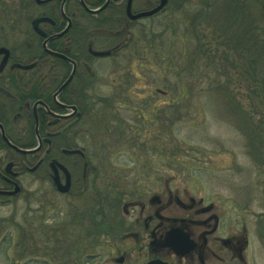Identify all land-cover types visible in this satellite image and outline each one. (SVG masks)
I'll return each instance as SVG.
<instances>
[{
  "label": "flooded vegetation",
  "instance_id": "flooded-vegetation-1",
  "mask_svg": "<svg viewBox=\"0 0 264 264\" xmlns=\"http://www.w3.org/2000/svg\"><path fill=\"white\" fill-rule=\"evenodd\" d=\"M226 1L241 10L254 8L251 2L257 1L259 9H264V0ZM214 3L20 0L14 18L2 20L16 34L11 44L0 43V208L15 204L16 211L9 221L0 220V227L15 219L19 246L28 234L38 233L47 236L52 259L55 249L79 246L86 264H257L252 256L264 251V231L257 222L253 238L247 223L245 188L247 182L252 190L258 187L257 180L228 179L225 194L210 184L209 193L195 195L170 185L174 180L160 175L133 179L129 189L127 180L113 175L104 183L102 178L103 128L101 118L93 113L104 112L116 124V138H122L129 135V127L119 116L130 109L119 98L125 91L122 84L111 83V99L92 95L94 87L105 85L102 77L98 81L95 63L104 61L99 66L102 73L108 66H116L119 58L136 54L143 59L148 50L159 59V67H165V57L156 53L162 54L163 33H157L154 25L165 21L167 11L176 13L193 6L197 8L192 19L177 21L178 26L189 27V34L193 32L195 41H190L189 48L193 68L188 66L189 56L182 57L176 73L193 71L197 59L204 57L197 53L194 31L213 26L211 19L198 16L213 9ZM213 60L207 65H213ZM150 102L146 103L154 115L162 114L167 105L162 102L154 110L155 104ZM236 134L239 148L249 160L239 162L234 156L225 169L233 166L245 173V167L255 163L263 166L262 158L254 159L261 139L253 133ZM103 184L107 185L104 191ZM120 187L126 189L119 191ZM54 208L56 212L45 215ZM71 232L84 237L69 243ZM93 245L100 252L85 253Z\"/></svg>",
  "mask_w": 264,
  "mask_h": 264
},
{
  "label": "rangeland",
  "instance_id": "rangeland-1",
  "mask_svg": "<svg viewBox=\"0 0 264 264\" xmlns=\"http://www.w3.org/2000/svg\"><path fill=\"white\" fill-rule=\"evenodd\" d=\"M220 1L223 0H218V2ZM19 3L20 0H5L7 15L4 14L3 7L0 8V27L3 26L4 29L0 33V43L3 40L12 43L11 37L16 34V31L4 26L2 19L14 18V14L11 12L16 9V5ZM196 8L187 6L176 13L167 11L165 21L160 20L155 23L156 32H162V39L165 41L163 50H161L162 54L156 52L165 57V67L163 65L159 67V59L153 57V52L149 53L148 50L145 51V58L142 59L136 54L128 59L121 57L117 60L116 66L110 65L102 73L99 66L104 61L97 60L95 63V69L99 73L98 81L100 82L102 77L103 82L101 83L105 82V85L99 84L96 88L94 87L91 91L92 95L111 99L113 96L111 83L122 84L125 91L119 98L124 99L126 107L130 109L121 113L122 117L119 116L122 118L120 120L129 127L126 130L129 135L122 138H116V124L110 121L104 112L103 114L93 113L95 118H101L100 126L102 125L103 128L104 149L99 156L103 165V182H108L114 175L120 180H127L128 187L126 188L129 189L133 187L129 183L133 179H150L160 175L167 180L173 179L174 181L170 185L185 189L191 194L206 195L211 186H214L216 191L225 194L229 188L226 183L228 179L257 180L259 186L253 190L249 182L245 187L247 191V223L251 227L254 238L257 222L260 224L261 230L264 231V165L260 167L255 163L252 168L247 165L245 173L239 169L235 171L232 169L233 166H230L228 170L225 168L229 164L230 158L234 156L239 159V162L249 160L248 155L244 154L241 147L239 148L236 131L244 132L248 136H251L249 133H253V135L256 134L258 140L261 139L262 145L260 144L259 150H256L254 159L260 157L262 161L264 160V131L259 128V124L264 126V100L258 97L249 98V95L253 93L252 81L245 82L246 78L243 80L241 79L242 75L239 74V76L235 73L237 70L231 67L226 69L225 65L218 60L213 61L214 65H207L205 58L201 56L197 59L196 68L192 69L193 71L186 70L179 72V75L176 74V65L182 57L186 59L189 56L188 66L193 68L190 57L191 49L189 48L190 41L195 40L192 34H189V27L178 26L177 21L181 20L180 18L192 19ZM235 10L237 13L241 11V9H235L230 5L225 7L218 5L210 10V14L212 18L221 19L220 23L229 25L236 34L239 30L240 34L243 30L240 21L243 19L241 20L238 14H232ZM248 11L251 13L252 19L256 20L257 25L262 23L258 11ZM224 18H228V23L224 21ZM10 25L13 27L11 23ZM2 34L4 38H1ZM261 38V34L258 33L255 39L260 40ZM15 39L13 38V40ZM182 47H185L184 52H181ZM214 47L216 48V46ZM237 52L239 55L243 51L239 48ZM233 54L230 51L229 57ZM254 54L257 58V53ZM263 63L261 58L256 59L254 63L257 76L261 79L264 76ZM179 79H182V82ZM155 88L166 92L164 94L156 93ZM147 101H152L150 104H155L152 106L154 110L159 109L162 102L167 105L163 108L162 114L157 112L154 115L151 113V107L146 103ZM238 106H241L240 109ZM158 116H160V120H158ZM117 134H119L118 128ZM91 146L93 145L91 144ZM89 152L94 154L91 149ZM92 157L94 156L92 155ZM92 161H95L94 158ZM147 165L150 168L149 176L146 175L145 170L148 168ZM102 188L104 191L107 185L103 184ZM126 188L120 187L119 191ZM15 211V204L0 208V220L8 219L9 221L13 215L15 216ZM56 211L57 208L46 210L45 215ZM260 215L262 216L259 217ZM8 221L3 229L0 227V243L4 238L10 241L9 246H0L3 248L0 250V264H56L58 260L62 264H86L82 260L84 253L80 255L81 248H77V246H70L71 251H55L56 255L52 259L50 246H47L46 243L47 236L38 233L28 234L26 239L23 238V244L19 246L16 221L14 219L11 224ZM73 234L74 232H71L69 243L79 242V239L82 240L84 237L78 233H76L77 235ZM88 237L91 238V235ZM106 240L108 239L104 241ZM95 246H87L85 253L95 255L100 252V248ZM46 247L49 252L44 251ZM252 257L257 264H264V251H259Z\"/></svg>",
  "mask_w": 264,
  "mask_h": 264
},
{
  "label": "trees",
  "instance_id": "trees-1",
  "mask_svg": "<svg viewBox=\"0 0 264 264\" xmlns=\"http://www.w3.org/2000/svg\"><path fill=\"white\" fill-rule=\"evenodd\" d=\"M4 1L5 0H0V3H1L0 8L3 7L2 9L4 11V14H6L7 12L5 11ZM215 2L216 4L214 5V8L218 7V5L223 6V7L229 5L227 4L226 0H223L220 2H218V0L217 1L215 0ZM256 3L257 1L251 2V5L254 8L246 9V10L242 9L238 13H237V10H235V12H232V14L233 13L236 15L238 14L241 20L243 19L242 21H240L243 27V30L241 31L240 34H239V30H238V34H236L229 25L225 23H220L222 22L221 19L212 18L210 14L211 12L209 10L207 12L204 11V14L202 15L203 17H201L200 15L198 17L201 19H211L213 21L212 23L213 26L211 27L200 26L198 27V30L194 31V35L195 36L197 35L196 36L197 38L196 48H197L198 54H201L202 52V54L204 55V58L209 60L211 57L208 54L211 53L212 56L214 57L213 59L218 60L220 63L224 64L226 69L228 67H231L232 69L237 70L235 73L238 75L239 74L242 75L241 79L243 80L246 78L245 82L252 81L253 93L249 95V98L258 97L261 100H264V76H263V79L258 78L257 70H256V67L254 66L256 59L261 58L262 62H264V9H259ZM248 10L258 11L259 17L261 18L262 23L257 25L256 20L254 21L252 19L251 13ZM224 19H225L224 21L227 22L228 18H224ZM258 33H260L262 36L260 40L255 39L257 38ZM191 34L193 35V32H191ZM242 36H244L245 38ZM214 46H216V48ZM222 47L223 49H221ZM239 48L243 51L242 53H245V54L241 53L238 55L237 50ZM230 51L233 52L234 54L229 57ZM253 51L254 53L255 52L257 53L258 55L257 58L255 54L253 53ZM176 74L179 75V73H176ZM179 80L180 82H182V79H179ZM180 86L181 85H179V87ZM259 125H260L259 126L260 130L264 131V126H261V124ZM104 212H105V209H104ZM9 245H10V241L7 238H4L3 242L0 243V246H9ZM78 247L79 246H77V248ZM57 250L63 251V249H55V251ZM44 251L49 252L47 247ZM69 251H71L70 248H69ZM81 252L82 253L80 255L83 254L82 250ZM82 260L84 262L85 258H83ZM56 264H62V263H59V260H58Z\"/></svg>",
  "mask_w": 264,
  "mask_h": 264
},
{
  "label": "water",
  "instance_id": "water-1",
  "mask_svg": "<svg viewBox=\"0 0 264 264\" xmlns=\"http://www.w3.org/2000/svg\"><path fill=\"white\" fill-rule=\"evenodd\" d=\"M145 13L148 14V13H150V12H144V13H142V14H145ZM142 14H141V15H142ZM0 51H1V50H0ZM94 54H95V55H102L103 52H94ZM66 187H67V185L64 186V189H65Z\"/></svg>",
  "mask_w": 264,
  "mask_h": 264
}]
</instances>
